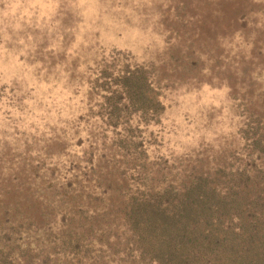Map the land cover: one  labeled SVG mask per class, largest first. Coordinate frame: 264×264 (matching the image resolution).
<instances>
[{"label": "rangeland", "instance_id": "1", "mask_svg": "<svg viewBox=\"0 0 264 264\" xmlns=\"http://www.w3.org/2000/svg\"><path fill=\"white\" fill-rule=\"evenodd\" d=\"M136 71L164 110L128 120L132 169H262L246 157L264 132V0H0V189H112L111 170L135 186L105 117Z\"/></svg>", "mask_w": 264, "mask_h": 264}, {"label": "trees", "instance_id": "2", "mask_svg": "<svg viewBox=\"0 0 264 264\" xmlns=\"http://www.w3.org/2000/svg\"><path fill=\"white\" fill-rule=\"evenodd\" d=\"M107 103L106 122L124 134L104 149L128 164L135 186L128 177L112 180L113 170L103 182L112 189L75 185L72 178L66 180L75 189H49L20 173L35 189H22L24 182L0 189V264H264V163L260 171L238 162L209 174L190 162L151 179L147 164L131 168L140 154L125 131L133 115L164 110L161 95L136 71L121 77ZM263 153L264 132L246 158Z\"/></svg>", "mask_w": 264, "mask_h": 264}]
</instances>
